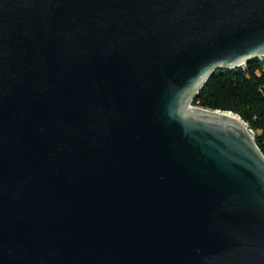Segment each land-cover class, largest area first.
Wrapping results in <instances>:
<instances>
[{
  "label": "water",
  "instance_id": "1",
  "mask_svg": "<svg viewBox=\"0 0 264 264\" xmlns=\"http://www.w3.org/2000/svg\"><path fill=\"white\" fill-rule=\"evenodd\" d=\"M264 60V0H0V264H264V156L191 106Z\"/></svg>",
  "mask_w": 264,
  "mask_h": 264
},
{
  "label": "trees",
  "instance_id": "2",
  "mask_svg": "<svg viewBox=\"0 0 264 264\" xmlns=\"http://www.w3.org/2000/svg\"><path fill=\"white\" fill-rule=\"evenodd\" d=\"M191 106L238 116L264 156V60L250 61L242 70H216Z\"/></svg>",
  "mask_w": 264,
  "mask_h": 264
}]
</instances>
